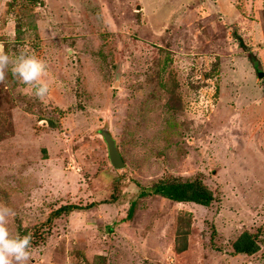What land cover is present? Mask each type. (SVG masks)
I'll return each mask as SVG.
<instances>
[{"label": "rangeland", "instance_id": "374dc122", "mask_svg": "<svg viewBox=\"0 0 264 264\" xmlns=\"http://www.w3.org/2000/svg\"><path fill=\"white\" fill-rule=\"evenodd\" d=\"M0 47L47 66L43 99L0 80V203L29 264H264V0H0ZM187 178L211 205L147 193ZM65 203L87 208L52 219ZM246 230L261 248L234 254Z\"/></svg>", "mask_w": 264, "mask_h": 264}, {"label": "clouds", "instance_id": "9594fccd", "mask_svg": "<svg viewBox=\"0 0 264 264\" xmlns=\"http://www.w3.org/2000/svg\"><path fill=\"white\" fill-rule=\"evenodd\" d=\"M10 72L14 79L34 89V95L43 99L49 92L46 62L25 51L11 56L0 47V80ZM16 215L7 204L0 203V264H29L31 257V233L12 234L8 224Z\"/></svg>", "mask_w": 264, "mask_h": 264}, {"label": "trees", "instance_id": "16d2710c", "mask_svg": "<svg viewBox=\"0 0 264 264\" xmlns=\"http://www.w3.org/2000/svg\"><path fill=\"white\" fill-rule=\"evenodd\" d=\"M240 44L245 47L241 38ZM249 56L251 59L254 58L253 61L259 64L260 61L254 53L250 52ZM147 193L159 194L177 202H190L203 206L211 205V203L216 199L215 192L200 178L160 179L151 186V191ZM142 194L145 195V192H142ZM84 208L87 207L79 206L73 203H65L54 210L51 217L54 219L65 213ZM133 209L134 203H132L130 207L129 217H131ZM260 248L261 245L258 240V235L248 230L243 231L232 242V252L234 254L242 253L253 255L258 252ZM178 249L183 250V247H179Z\"/></svg>", "mask_w": 264, "mask_h": 264}, {"label": "water", "instance_id": "95a60500", "mask_svg": "<svg viewBox=\"0 0 264 264\" xmlns=\"http://www.w3.org/2000/svg\"><path fill=\"white\" fill-rule=\"evenodd\" d=\"M256 72L259 78L264 76V70L260 69L259 64H255ZM102 134L107 143L108 155L114 169H120L125 166V161L120 153L116 139L106 129L102 130Z\"/></svg>", "mask_w": 264, "mask_h": 264}]
</instances>
